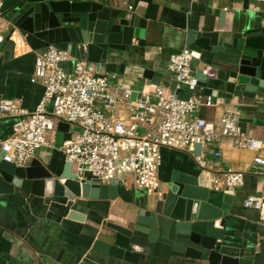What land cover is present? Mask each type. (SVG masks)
I'll list each match as a JSON object with an SVG mask.
<instances>
[{
	"label": "crops",
	"instance_id": "1",
	"mask_svg": "<svg viewBox=\"0 0 264 264\" xmlns=\"http://www.w3.org/2000/svg\"><path fill=\"white\" fill-rule=\"evenodd\" d=\"M6 24L4 41L0 45V100H14L20 107L34 111L43 96V86L32 84L35 55L17 33L11 34L14 13L27 3L46 1H90L120 9L145 21L142 38L132 39L124 52H117L108 62L116 65L119 86L131 88V100L136 92L156 87L174 89L168 64L173 51L187 49L188 33H211L217 26L230 27L235 32L264 27V3L255 0H0ZM131 7V10H129ZM222 16V17H221ZM94 65V64H93ZM192 66L196 65L193 60ZM71 63L64 68L71 69ZM95 66V65H94ZM122 67V68H121ZM96 68V66H95ZM148 71L147 76L144 73ZM198 87L199 98L212 97L214 105L201 107L197 116L218 127L225 112L239 116L241 129L254 138L264 137V90L257 93L235 89L227 93L225 83L209 80ZM13 121H0V139L11 135ZM196 149L205 156L206 171L184 152L162 149L158 180L161 192L173 172L195 177L200 187L210 188L212 177H222L227 170L245 173L244 184L234 190L223 227V244L238 248L250 264H264V220L261 210L244 208L243 201L252 196L264 205V170L252 165L255 153L236 149L231 140L221 139L215 148ZM54 176H60L66 159L56 150L47 148L36 158ZM33 161V160H32ZM122 184L130 192L131 204L114 200H83L74 198L35 197L22 191L0 195V264H129L94 251L95 243L107 241L112 232L107 225H119L127 211L136 210L151 201L137 189L130 178ZM222 187V191L226 189ZM140 264H147L142 262ZM156 264H164L158 261ZM169 264H206L193 258H173Z\"/></svg>",
	"mask_w": 264,
	"mask_h": 264
},
{
	"label": "water",
	"instance_id": "2",
	"mask_svg": "<svg viewBox=\"0 0 264 264\" xmlns=\"http://www.w3.org/2000/svg\"><path fill=\"white\" fill-rule=\"evenodd\" d=\"M145 24L128 11L99 3L46 1L17 8L11 34L16 32L33 52L54 46L94 64L97 71L115 73L116 65L109 63V58L124 52L132 39L142 38ZM185 44L196 62L191 71L199 87H206L211 79L225 83L230 94L235 89L249 93L264 90V27L235 32L229 26H217L211 33H188ZM178 95L183 100L188 98L186 90L178 91ZM67 131V124L57 125L56 147L69 140ZM3 156L0 152V195L22 191L70 201L120 198L131 204L130 192L121 181L100 184L90 173H84L78 182L68 161L62 174L54 176L37 160L18 168L3 162ZM233 197L234 191L200 187L195 177L173 172L161 195L125 212L121 224L107 225L112 229L107 241L98 240L93 249L129 264H169L173 258L191 254L206 264H250L251 259L240 249L223 244L225 217ZM261 218L264 220L263 215Z\"/></svg>",
	"mask_w": 264,
	"mask_h": 264
},
{
	"label": "built area",
	"instance_id": "3",
	"mask_svg": "<svg viewBox=\"0 0 264 264\" xmlns=\"http://www.w3.org/2000/svg\"><path fill=\"white\" fill-rule=\"evenodd\" d=\"M106 2L109 0H105ZM264 3V0H255ZM131 10V7H129ZM6 24L0 1V45ZM193 54L187 49L171 58L168 71L174 89L156 87L136 92L119 86L115 74H100L85 59L77 60L54 46L35 55L32 84L43 86V96L34 111L23 109L14 100H0V121H13L11 135L0 139L2 161L25 167L39 151H58L70 163V172L81 182L90 173L100 184L130 178L133 185L148 196L161 195L158 170L161 150L184 152L206 171L205 156L196 149L210 148L227 138L236 149L256 154L252 165L264 170V137L254 138L240 127L239 116L225 112L218 127L197 116L201 107L214 105L212 97L201 99L196 91L198 79L191 71ZM71 63V69L64 65ZM188 98L180 99L178 91ZM68 125L69 140L58 147L49 143V133L57 125ZM55 139V136H54ZM210 179V188L228 191L241 188L245 173L227 170ZM244 208L260 211L261 200L248 196Z\"/></svg>",
	"mask_w": 264,
	"mask_h": 264
},
{
	"label": "rangeland",
	"instance_id": "4",
	"mask_svg": "<svg viewBox=\"0 0 264 264\" xmlns=\"http://www.w3.org/2000/svg\"><path fill=\"white\" fill-rule=\"evenodd\" d=\"M54 133L53 132H51V133H49L48 135H47V137H46V141L47 142H49V143H52L53 141H54Z\"/></svg>",
	"mask_w": 264,
	"mask_h": 264
}]
</instances>
